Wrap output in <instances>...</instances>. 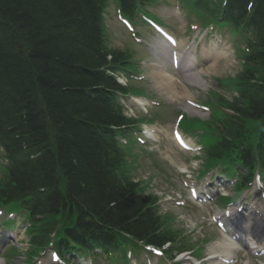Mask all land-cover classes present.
<instances>
[{"label":"trees","instance_id":"16d2710c","mask_svg":"<svg viewBox=\"0 0 264 264\" xmlns=\"http://www.w3.org/2000/svg\"><path fill=\"white\" fill-rule=\"evenodd\" d=\"M118 1L130 15L149 0ZM194 2L204 16L252 31L233 113L218 123L221 145L233 151L244 124L264 114V0ZM103 7L104 0H0V142L9 159L0 199H30L44 234L58 227L100 246L124 232L161 245L172 233L122 172L113 128L127 121L105 69L125 58L104 44Z\"/></svg>","mask_w":264,"mask_h":264},{"label":"rangeland","instance_id":"374dc122","mask_svg":"<svg viewBox=\"0 0 264 264\" xmlns=\"http://www.w3.org/2000/svg\"><path fill=\"white\" fill-rule=\"evenodd\" d=\"M108 3H109V6L105 10V13H104L105 36H106L107 45L110 48H116V49H121V50H125V48L128 47L129 52L133 53L134 58L138 60L139 62H143V60L147 58V56L144 54V51L146 50L147 46L145 44H133L130 42L129 33L127 32L125 27L122 26L119 23V21L116 19L117 12H116V9L114 8L113 0H108ZM148 10L151 14L157 16L161 21L167 22L171 26L175 27V32L178 36H181L183 32L185 31L186 29L185 20L187 19V16H186L187 12L184 7L180 6V3H178L177 0H158L157 6L148 7ZM171 10L178 12L179 19L170 18ZM138 16H139V13L137 14V18L135 21L136 24H139V25H134L135 30H137L139 26H142V23L138 19ZM189 16L193 18V15H189ZM222 34L225 35L223 46L226 45L227 47H231V49L232 48L234 49V47L232 46L230 42L232 33L229 32L228 34H226L223 32ZM145 38H146L145 43L147 42L155 43L156 42V38L154 35H152L151 38H148V37H145ZM215 54L217 55L218 53L216 52ZM239 71H240V65H239L238 59H236V57L234 59V56H232L224 60H221L220 62L217 63L216 68L211 71L212 79L207 78L205 80V87L203 91L196 90L193 87L188 86L187 83H185V85L187 86L186 88H188L190 94L192 95V99L194 100V102L201 105V107H199L197 111L194 110L196 113L201 114V115H191V114L184 112L182 108L188 107L187 105H184V103L186 102L184 101L181 102L178 99H176V101H172L171 105L169 106L167 105L161 106V103L158 101L159 107L150 109V112L148 114L133 111V114L135 115L134 117L140 120L150 119L151 120L150 123H158L161 125H165L172 120L176 112H181L183 115L186 116V119L199 118L198 120L204 123L203 125H208V123H206L208 121L206 119H208V116H209V110L207 107L208 106L212 107V105L209 104L207 106L206 104H204V102L207 101V97L210 94L209 92L212 91L214 92V94H217L218 99L221 97L227 98V99L231 98L232 91L228 90L226 87H221L218 81L227 79V78H232ZM129 85H130V93L132 95L140 96L144 99L149 100V96H147V94L144 93V91H147L150 93L158 92V95H160V97L165 98L166 93L164 90H160L157 88L155 92L151 91L153 89L152 84L148 86L140 85L143 87L144 91H142V89L139 87L138 82H134L133 80H131ZM211 97H213V94H211ZM216 111L217 110H214V112ZM126 114L128 116H131L132 113L131 114L126 113ZM170 114H171V117L169 116ZM178 124H179V121L177 122V125ZM196 127H202V126L196 123ZM208 127H209V130H206V127H205L204 135L207 139L211 140L215 127L212 124H209ZM215 136L216 134H214V137ZM150 148H153L152 153H154V157H157L163 164L164 172L152 166V164L150 163L151 157L148 156L149 152L151 151L148 152V147H145L147 151L141 152L139 157L127 158V164H126L127 170H128L127 173L130 177L134 178L135 180H149V177L146 176L145 173L147 175H154V185L151 188V190H147V192L152 193L158 197L159 204L156 206L157 207L160 206L163 212L167 210L166 212L168 214L175 215V217H178L181 220L182 214H178L179 210L178 209H167V207H169L167 202L162 201L166 197V195H175L178 189L182 192L184 191L182 189V184L180 186L179 183L177 182L179 178L178 177L179 172L176 169L175 164L173 165L170 164L169 160L162 153V150L169 149L171 153L173 152L172 153L173 159L175 160L177 159L179 163L180 162L183 163V161L186 160L185 164L189 168L193 167L194 164L192 163L193 161L192 159H196V157H192V155H187V154L181 153L180 151H177L172 146L169 135L166 136V135L161 134L159 136V142L155 143L154 145H150L149 149ZM136 152L137 151H135V153ZM177 161L176 163H178ZM196 162L198 161L196 160ZM196 162H195V165H196ZM153 163L156 165H159L158 160L154 161ZM167 165L170 167L167 168ZM142 169H144V171H141ZM196 171H197V165H196ZM162 211L160 213H163ZM197 216L198 214L197 212H195V217ZM183 219L188 220L189 224H191L190 222L193 223L195 220L187 216H183ZM175 223H176L175 225H177L178 227H181L185 229L186 232H189V230L186 228L184 223L183 224L177 223V221H175ZM175 225H169V222H168V226L172 228L176 227ZM173 229L175 230V228ZM193 242H196V241H193ZM23 247L25 246L23 245ZM17 252L19 254V257L12 264L16 263L18 260H19V264L22 263L21 259L24 258L23 254H21L22 250L17 249Z\"/></svg>","mask_w":264,"mask_h":264},{"label":"bare ground","instance_id":"6f19581e","mask_svg":"<svg viewBox=\"0 0 264 264\" xmlns=\"http://www.w3.org/2000/svg\"><path fill=\"white\" fill-rule=\"evenodd\" d=\"M184 45H185V40H182V39L178 41L176 40L175 43L172 44V46L175 48L174 53L172 54V58H173L172 62L178 63L183 58L187 57L190 64L187 68H185V70L180 71V72L183 74L184 80L186 82L194 86H201L202 85L201 75L206 74L208 71L211 70V68L207 69L206 71H200L196 69L197 68V65H195L196 63L195 64L192 63V59L195 58V50L191 47L186 48L184 47ZM151 48L153 50L154 55L156 56L160 55V56H164L165 58H167L166 57L167 54L165 53L163 49L160 48L157 51L155 46H152ZM184 53L185 55L184 57H182ZM205 53L206 51L203 50L202 55L204 57H209V55H205ZM107 60L109 59L107 58ZM149 65L151 67H154L157 70L156 72H153L151 74V76L156 79V85L164 88L167 91L171 101H175L176 99H182L184 101H187L189 105H187L188 107L183 108V110L191 115H201V114L196 113L191 105L192 95L190 94L189 90L185 86H183L176 77L167 73L161 62L158 61L157 63H150ZM133 101L136 102L137 105L142 106V107H144L146 104L144 100H141L139 98H134ZM155 128L156 129H152V130H155V132L150 131L148 127L146 128V130L149 134H152L153 136H158V134L166 133L164 129H160L157 127ZM162 153L165 155L167 159L172 158L168 149H163ZM181 167H183L181 168L182 170H186L184 169L185 167L184 165L181 164ZM246 240H249V242H251L250 239H246ZM259 240L262 241V238ZM253 244H256V243L254 242ZM255 246H258V245H255ZM212 261H215L216 264H221L220 262L216 260H212Z\"/></svg>","mask_w":264,"mask_h":264},{"label":"snow or ice","instance_id":"6c2138e0","mask_svg":"<svg viewBox=\"0 0 264 264\" xmlns=\"http://www.w3.org/2000/svg\"><path fill=\"white\" fill-rule=\"evenodd\" d=\"M54 258H55V256H54Z\"/></svg>","mask_w":264,"mask_h":264}]
</instances>
